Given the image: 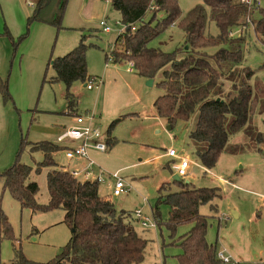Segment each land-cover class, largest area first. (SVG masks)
Listing matches in <instances>:
<instances>
[{
    "label": "rangeland",
    "instance_id": "374dc122",
    "mask_svg": "<svg viewBox=\"0 0 264 264\" xmlns=\"http://www.w3.org/2000/svg\"><path fill=\"white\" fill-rule=\"evenodd\" d=\"M12 1L0 0V39L4 41L0 58L6 64L3 78L11 96L7 103L15 116L14 120L6 119L5 134L0 138V172L13 165L20 154V160L32 167L30 179L38 183L37 201L43 205L49 203L47 174L51 168L42 165V151H32L29 144L20 150L21 141L23 137L33 143L55 142L64 127L73 123L68 114L66 85L52 83L49 79L55 74L52 61L73 50L83 39L88 46V78L95 77L100 84L88 89V78L75 81L70 91L76 96L77 108L70 113L93 117L95 126L105 135L111 129V136L117 140L108 145L106 151L91 148L90 157L95 170L103 174L100 195L111 197L116 210L125 213L124 221H129L136 232L147 239L144 257L137 264H179L181 237L194 225L193 222L180 224L172 234L166 226L170 206L162 201L157 208L159 214L156 216L153 212L163 183L170 182L173 192L180 188L174 182L177 172L171 164L174 159L165 154L170 148H175L190 162L187 175L180 177V181H188L190 187H218L214 189L222 195L200 208L208 218V241L216 247L217 253L223 251L230 257V261L221 260L219 264H264V142L238 134L233 137L234 141L244 145L248 142L249 147L234 154L224 152L214 167H204L189 139L196 118L189 123L178 120L170 127L165 118L156 114L154 100L163 94L158 86L159 76L148 85L147 79L134 68L129 70L131 62L108 59L113 56L111 49L118 33L126 28L109 0H68L61 28L49 22L29 20L35 0L22 1L28 14H23ZM257 1L264 8V0ZM177 2L182 16L199 4L209 13L204 0ZM57 10L46 11L44 17L50 18L49 14ZM165 15L163 10L157 12L158 18ZM152 16V12H148L145 20ZM259 16L255 11L254 19ZM103 19L111 26V31L102 29L100 21ZM233 31L237 32V28ZM206 32L213 36L220 32L210 18ZM185 39L184 31L175 24L150 45L173 52L184 45ZM241 47L245 56L243 65L254 70L252 82L259 81L264 96V44L255 35L252 24ZM217 48L209 47L207 51L212 54ZM254 123L264 133V112L255 115ZM52 156L57 168L87 164L69 160L61 150ZM113 175L122 178L128 188L117 196L112 194L116 181ZM137 210L157 226H143L142 217L135 214ZM1 213L7 218L12 235L4 236L0 231V264H10L19 249L29 260L48 263L63 253L71 238L72 231L64 222L63 209L22 208L0 180V216ZM66 264L71 263L66 261Z\"/></svg>",
    "mask_w": 264,
    "mask_h": 264
},
{
    "label": "trees",
    "instance_id": "16d2710c",
    "mask_svg": "<svg viewBox=\"0 0 264 264\" xmlns=\"http://www.w3.org/2000/svg\"><path fill=\"white\" fill-rule=\"evenodd\" d=\"M109 1L126 25L113 43L112 60L133 62L136 73L146 79L159 76L158 86L163 94L154 100L153 105L157 115L165 118L170 127L178 120L189 123L196 118L194 128L189 131V139L204 167H214L224 152L234 154L249 147L248 142L244 145L234 141L233 137L238 134L264 142V133L254 123L255 115L264 112L263 86L259 81L252 82L255 72L243 65L245 56L241 47L250 24L264 44V8L261 2L204 0L209 13L204 5L199 4L182 16L177 0ZM67 2L35 0V9L29 20L45 21L61 28ZM56 8L55 13H48L50 18L44 17L46 11ZM159 10L165 11L166 15L158 18ZM150 11L152 18L145 20ZM255 11L260 14L257 20L253 17ZM208 18L219 27L217 36L206 32ZM175 24L186 36L182 47L166 52L150 45L153 39ZM234 28H243V31L238 36H230L229 32ZM209 47L218 48L210 54L207 51ZM87 49L82 39L73 50L52 61L55 74L49 81L66 85L70 111L77 108L76 96L70 91L72 84L88 78ZM0 94L5 103L11 100L7 82L1 76ZM107 141L111 145L117 140L109 135ZM27 144L32 151H42L45 162L42 165L51 168L47 174L49 203L43 205L37 201L38 183L30 179L32 167L20 160V154L13 165L0 172V180L22 208L29 207L33 211L63 209L64 222L72 235L63 253L48 263L29 260L19 249L10 264H66V261L71 264L139 263L144 257L147 239L142 238L129 221H124L125 213L116 210L111 197L100 195V183L82 182L67 169L57 168L52 153L61 147L56 143L47 140L33 143L22 137L20 150ZM174 182L180 187L178 191H171L170 183L159 187V200L153 212L156 216L159 214L157 208L162 201L170 206L166 226L172 234L178 225L194 223L181 237L179 264H219L221 259L216 247L207 239L208 218L200 212L203 204H211L221 198V193L214 189L218 187H190L187 182ZM1 230L4 236L12 235L4 213L0 216Z\"/></svg>",
    "mask_w": 264,
    "mask_h": 264
},
{
    "label": "built area",
    "instance_id": "2783aa9c",
    "mask_svg": "<svg viewBox=\"0 0 264 264\" xmlns=\"http://www.w3.org/2000/svg\"><path fill=\"white\" fill-rule=\"evenodd\" d=\"M249 3L252 0H247ZM100 25L102 29L106 32L111 31V26L107 23L106 20H101ZM124 31V30H123ZM121 31V32H123ZM243 28H238L237 32L231 30L229 32L230 36H235L237 34H241ZM238 36V35H237ZM113 56L109 57V60H112ZM134 64L131 62L129 70H133ZM100 84V81L91 77L88 78L87 88L92 89L94 86ZM74 123L69 127H65L63 131L57 137L58 144H65L64 151L66 157L69 160H83L87 162L81 168H73L69 172L71 175L76 177L82 182L85 181H97L98 183H103L104 178L102 172H95L93 169L94 161L91 159L89 151L90 149H96L99 151H106L107 144L104 141V135L102 131L93 124L94 118L88 115H83L80 113H74L72 115ZM167 156L174 159L172 165L176 168L177 175L179 177H185L188 173V168L190 166L189 159L185 156H180L178 151L175 148L167 149ZM178 159V160H176ZM116 178V181L113 185L112 194L114 196L120 195L123 192L127 191V185L125 181L113 175ZM137 217H142L141 224L145 227H156V222L150 220L147 216H144L141 210H137L135 212ZM219 259L228 262L230 261V257L225 256L223 251L217 253Z\"/></svg>",
    "mask_w": 264,
    "mask_h": 264
},
{
    "label": "crops",
    "instance_id": "0c3cea01",
    "mask_svg": "<svg viewBox=\"0 0 264 264\" xmlns=\"http://www.w3.org/2000/svg\"><path fill=\"white\" fill-rule=\"evenodd\" d=\"M22 1H24V0H13L12 1V4L13 5H15L21 12H23V14H28V11H27V9H25V5L23 4V2ZM13 5H11V7L13 6ZM30 5H33V2L31 1L30 2ZM12 11H13V8H12ZM6 16V15H5ZM21 18V17H20ZM3 43H4V41L3 40H1L0 39V54H2L3 53V48H2V45H3ZM4 67H6V64L4 63V60L3 59H1L0 58V76L3 78V77H5V71H4ZM12 107H10L9 105H8V103L6 104L5 102H4V100H3V97H2V95L0 94V138L2 137V136H4V134H5V131H4V124L6 123V119L8 120V118H13V120H14V118H15V116H14V113H12L11 111H12ZM68 114L69 115H71V117H72V115L74 114V113H70V110H69V112H68ZM157 114V113H156ZM158 116V115H157ZM73 118V117H72ZM73 123H74V120H73ZM72 123V124H73ZM71 124V125H72ZM65 128V127H64ZM103 133V132H102ZM59 135V134H58ZM58 135H57V137H58ZM103 135H104V141H105V143L107 144V149H108V145H110L109 143H108V141H107V139H108V137H109V135L111 136V134H109V132H108V134L107 135H105L104 133H103ZM57 137H56V141L54 142V143H56L57 145H59L60 147H61V151H64V147L66 146L65 144H58L57 143ZM55 139V138H54ZM42 141H44V140H42ZM48 141V140H47ZM167 151V150H166ZM65 152V151H64ZM89 154H90V151H89ZM165 154H166V152H165ZM167 155V154H166ZM71 161H74L75 163H78L79 161H81V162H84L83 160H71ZM174 161V160H173ZM172 161V162H173ZM172 164V163H171ZM84 165H85V163H84ZM84 165H80V166H73V167H69L67 170L68 171H70L71 169H73V168H81V167H83ZM173 166V165H172ZM93 169H94V171L97 173V171L95 170V168H94V165H93ZM175 175H177V172H176V174ZM174 175V176H175ZM173 176V177H174ZM174 180H176V179H174ZM187 183H189L188 181H186ZM168 183H170V182H168ZM237 215V214H236Z\"/></svg>",
    "mask_w": 264,
    "mask_h": 264
},
{
    "label": "water",
    "instance_id": "95a60500",
    "mask_svg": "<svg viewBox=\"0 0 264 264\" xmlns=\"http://www.w3.org/2000/svg\"><path fill=\"white\" fill-rule=\"evenodd\" d=\"M153 82H154V78H149V79H147V84H148V85H152ZM174 179L179 180L180 177H179L178 175H175V176H174Z\"/></svg>",
    "mask_w": 264,
    "mask_h": 264
}]
</instances>
